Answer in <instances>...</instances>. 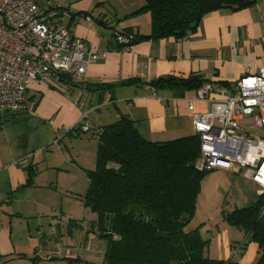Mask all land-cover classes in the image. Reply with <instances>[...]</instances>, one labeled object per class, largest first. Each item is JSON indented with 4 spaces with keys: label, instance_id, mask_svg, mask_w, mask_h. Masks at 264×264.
I'll list each match as a JSON object with an SVG mask.
<instances>
[{
    "label": "crops",
    "instance_id": "1",
    "mask_svg": "<svg viewBox=\"0 0 264 264\" xmlns=\"http://www.w3.org/2000/svg\"><path fill=\"white\" fill-rule=\"evenodd\" d=\"M34 1L44 9H67L70 16L61 23L93 52L108 53L88 66L83 83L67 79L63 86L35 79L27 89L26 110L0 109V264H66L65 259L70 264L100 263L107 244L100 240L96 213L83 225L64 205L73 197L84 202L90 172L96 169L97 128L126 115L152 141L196 134L194 114L207 112L209 102L195 100L191 110L188 100L196 98L198 89L156 85V81L200 74L207 80L203 86L212 88L210 97L233 92L240 78L264 68V0L240 10H215L185 38L139 40L131 47L117 45L115 34L151 32L149 12L132 15L144 0L126 1L123 10L110 5L112 0ZM215 170L214 175L231 181L217 182L203 196L205 206L199 217L195 214L194 219H199L195 226L210 240V257L255 264L259 244L225 215L251 206L264 188L244 175L237 177L241 171L236 169ZM80 185H86L85 194L77 189ZM203 193L202 189L200 197ZM61 214L69 218V229L79 227L78 244L88 257L67 255L75 240L58 231L56 220Z\"/></svg>",
    "mask_w": 264,
    "mask_h": 264
},
{
    "label": "trees",
    "instance_id": "2",
    "mask_svg": "<svg viewBox=\"0 0 264 264\" xmlns=\"http://www.w3.org/2000/svg\"><path fill=\"white\" fill-rule=\"evenodd\" d=\"M257 1L144 0L132 15L149 12L151 32L135 34L132 45L146 39L185 38L211 12L240 10ZM206 81L193 74L189 78H161L155 84L199 89ZM220 83L228 85L227 81ZM96 135V169L90 172L84 202L96 213L97 227L107 238V246L102 262L91 264H241L210 257V240L203 236L201 227H189L202 180L210 172L196 168L201 149L197 134L152 141L139 132L133 119L123 115L98 127ZM263 207L264 193L251 206L225 215L230 224L251 233L259 244L255 264H264Z\"/></svg>",
    "mask_w": 264,
    "mask_h": 264
},
{
    "label": "built area",
    "instance_id": "3",
    "mask_svg": "<svg viewBox=\"0 0 264 264\" xmlns=\"http://www.w3.org/2000/svg\"><path fill=\"white\" fill-rule=\"evenodd\" d=\"M70 16L65 8H41L34 0H0V109L27 108L26 93L32 80L78 83L87 68L108 51L93 52L89 44L61 23ZM117 45L131 47L134 35L117 32ZM211 86L197 90L196 98L209 102L207 112H195L194 128L200 138L196 168L236 169L264 188V137L249 129L264 130V68L240 78L236 89L223 98L210 97ZM251 119L252 125L245 126ZM88 129V126L84 127ZM264 211V210H263Z\"/></svg>",
    "mask_w": 264,
    "mask_h": 264
},
{
    "label": "rangeland",
    "instance_id": "4",
    "mask_svg": "<svg viewBox=\"0 0 264 264\" xmlns=\"http://www.w3.org/2000/svg\"><path fill=\"white\" fill-rule=\"evenodd\" d=\"M126 1H130V2H134L136 0H112L110 1V5L113 4L115 7L117 6L119 9H122L123 10V5H126L125 2ZM120 10V11H122ZM122 13V12H120ZM81 19H84L83 16H81ZM252 120H246L245 121V126L247 127H250L252 125ZM249 131L255 135V136H262L264 137V130L261 129V128H251L249 129ZM244 170V169H243ZM243 170L241 171L240 174L236 175L237 177L239 176H243ZM217 170H213V171H210L209 173H207L203 180H202V189H203V194H202V197H200V200H199V203H198V208L196 210V216L199 217V215H201V212H203V209H204V199H203V196L206 195V193L212 191L215 187V184L217 182H221L222 184H227L229 181L231 180H226V178H222L220 176L217 177V175H214L216 173ZM235 176V178H236ZM237 179V178H236ZM79 191H81V193H84L85 194V191H86V185H80L78 186L77 188ZM219 196V195H218ZM85 197V196H84ZM220 199H222V197L220 196ZM65 208L68 209L69 207L74 211V214L79 217L78 221L77 222H80L82 221V224L83 222H86L87 223V219L91 218L92 214H93V211L87 207L86 205H84V202L82 199L78 198V197H73L72 200L70 201H65ZM195 216V218H196ZM57 223H60L59 225V229L58 231L63 233L64 237L66 239H68L70 237L73 238L75 240V247L74 249L67 255H72L74 258H79V257H88L86 256L88 254L87 250L83 249L79 244H78V241H79V227L78 228H75L74 230L72 229H69V225L68 223L70 222L69 218H65L64 216L62 217V214L61 216H59V220L57 221ZM47 223V222H46ZM56 223V224H57ZM196 223L198 224L199 223V219H194L192 221V223L190 224L189 227H193L194 225H196ZM85 225V224H83ZM46 227H47V224H46ZM62 228V229H61ZM47 230L44 229V231ZM71 231H74L75 236L73 237V234H72V237L67 233ZM81 238V237H80ZM101 242L103 244H107V238L105 237H101L100 238ZM54 255H57L56 253ZM45 257H47L46 255H44ZM53 262L54 260H50V262ZM65 262L66 264H70L69 260L68 259H65ZM72 264H85L84 262H81V261H78V260H74L71 262Z\"/></svg>",
    "mask_w": 264,
    "mask_h": 264
}]
</instances>
